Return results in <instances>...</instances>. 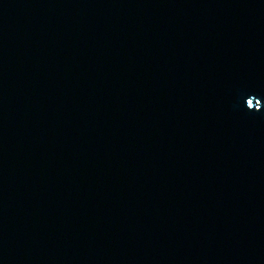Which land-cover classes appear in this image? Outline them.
Instances as JSON below:
<instances>
[{
    "label": "water",
    "instance_id": "obj_1",
    "mask_svg": "<svg viewBox=\"0 0 264 264\" xmlns=\"http://www.w3.org/2000/svg\"><path fill=\"white\" fill-rule=\"evenodd\" d=\"M0 264H264V0H0Z\"/></svg>",
    "mask_w": 264,
    "mask_h": 264
}]
</instances>
